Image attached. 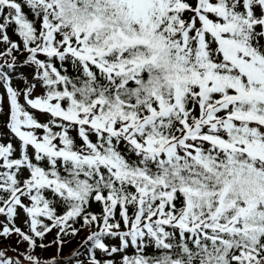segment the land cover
<instances>
[{
  "label": "snow or ice",
  "instance_id": "6c2138e0",
  "mask_svg": "<svg viewBox=\"0 0 264 264\" xmlns=\"http://www.w3.org/2000/svg\"><path fill=\"white\" fill-rule=\"evenodd\" d=\"M0 46V264H264V0H0Z\"/></svg>",
  "mask_w": 264,
  "mask_h": 264
},
{
  "label": "trees",
  "instance_id": "16d2710c",
  "mask_svg": "<svg viewBox=\"0 0 264 264\" xmlns=\"http://www.w3.org/2000/svg\"><path fill=\"white\" fill-rule=\"evenodd\" d=\"M9 35L11 36V38L13 40L18 41V37L14 34L13 29H9ZM22 46V45H21ZM0 50H3V46H0ZM25 55L24 54H18V60L19 63L17 65V70L14 73V83H19L21 82L25 76L30 75L31 73V68H29L28 66L23 64V60L25 59ZM43 59V57H41ZM4 61L3 59H0V64H2ZM20 86H22V84H20ZM4 110V106L3 103L0 102V112H2ZM98 207L96 205H94V208ZM0 219H3L2 217H0ZM18 226H22V222L21 221H17ZM79 225H77L78 227ZM86 231H81L79 233V235H77L76 237L71 238L70 242L66 245V247L64 248V251H69L73 248H77L78 246H80L81 251H83V245H84V239L86 237ZM55 236V233H53L52 235H50L47 240L45 241L46 243L51 241ZM10 241H6L5 243L9 244ZM129 254H132L131 250L129 252Z\"/></svg>",
  "mask_w": 264,
  "mask_h": 264
},
{
  "label": "rangeland",
  "instance_id": "374dc122",
  "mask_svg": "<svg viewBox=\"0 0 264 264\" xmlns=\"http://www.w3.org/2000/svg\"><path fill=\"white\" fill-rule=\"evenodd\" d=\"M0 59H2V58H0ZM86 235H87V233H86ZM14 241H15V238H13L12 240H10L9 244H13ZM24 247H25L24 245H21V250H23ZM64 252L65 253H69L70 251L69 252L68 251H64ZM55 253H56V248L55 247H52L48 251L42 253V256L43 257H49L51 255H54Z\"/></svg>",
  "mask_w": 264,
  "mask_h": 264
}]
</instances>
